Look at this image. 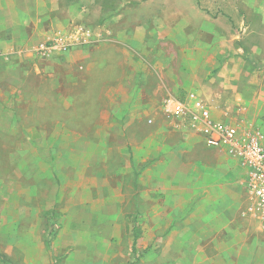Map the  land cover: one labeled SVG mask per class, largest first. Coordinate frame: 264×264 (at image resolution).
I'll return each instance as SVG.
<instances>
[{
    "label": "crops",
    "instance_id": "obj_1",
    "mask_svg": "<svg viewBox=\"0 0 264 264\" xmlns=\"http://www.w3.org/2000/svg\"><path fill=\"white\" fill-rule=\"evenodd\" d=\"M69 24L54 0H0V63L27 65L35 58L41 60L33 55L36 44L53 38L60 30L69 31ZM160 28L157 26L158 37L164 38ZM250 28L245 41H237L229 26H211L209 16L195 7L187 12V44L180 51L187 67H181L179 75L175 52L166 57L157 48L152 49L157 50L154 56H149L152 50L142 52L147 61L135 57L130 63L124 62L119 73L101 72L100 87L112 83L108 80L119 87H108L100 94L120 96V101L116 105L119 109L110 110L115 112L109 114L113 119L97 127L123 128V133L119 138L109 135L108 130L96 135V140L107 145L97 153L103 158L81 162L79 157L72 163L77 175L86 173L87 180L81 185L79 178L75 181L81 206L72 212L71 235L83 234L95 240L88 250L102 245L103 252L96 253L105 255L107 261L139 264L147 253L137 248V241L143 238L140 225L154 232L157 224H177L171 237L186 243L184 264H257V255L263 258L259 264H264V217L254 208L256 200L248 186L247 169L226 148L209 146L205 136L186 119L165 112L167 98L192 105L189 94L195 93L215 120L236 126L240 132L257 129L264 135V25ZM175 29L165 34L172 43ZM135 32V39L143 42L139 37L144 29ZM96 46L84 51L88 55L74 46L65 59L76 62L83 57L88 69L91 63L104 66L108 61L96 59ZM151 61L161 64L159 71L155 66L148 70L145 64ZM127 83H135V88ZM132 90L133 101L142 109L127 104ZM0 93L6 92L0 89ZM76 103L77 110L90 106L83 99ZM133 112L142 113V119L118 122ZM144 113H150V124ZM138 125L142 134L128 135L129 127ZM134 141L141 142L133 146ZM86 142L90 143L89 139ZM113 142L120 144L121 158L116 161L117 152L110 149ZM97 164L102 166L100 170L93 168ZM124 225H128L133 239L125 251L121 242ZM176 262L170 264L181 263Z\"/></svg>",
    "mask_w": 264,
    "mask_h": 264
},
{
    "label": "rangeland",
    "instance_id": "obj_2",
    "mask_svg": "<svg viewBox=\"0 0 264 264\" xmlns=\"http://www.w3.org/2000/svg\"><path fill=\"white\" fill-rule=\"evenodd\" d=\"M54 2L72 28L59 31L69 37L71 45L48 55L33 51V55L41 60L35 58L32 64L2 60L0 63V89L6 92L0 93V264H117V261H107L105 255L96 253L103 252L102 245L88 250V245L95 240L90 241L83 234L75 235L77 238L71 235L72 212L81 206L75 181L79 178L81 185L87 180L86 173L80 171L77 175L72 163L79 157L81 162L98 157L97 153L107 145L96 140V135L108 130L109 135L119 138L123 133V128L97 127L102 121L113 119L110 115L114 111L110 110L119 109L116 105L120 101V96L100 94L107 92L108 87L117 90L119 86L108 80L107 83H112L100 87L103 81L98 80L99 75L101 72L119 73L124 70L123 63H130L135 57L147 61L148 56L142 52L155 48L162 50L166 57L175 52L176 74L179 75L181 67L185 70L187 67L180 51L187 44L185 31L189 10L198 7L201 13L209 16L211 26H229L238 36L237 41L244 42L252 25H264V11H256L264 10V0ZM157 26L163 29L160 33L164 38L158 37ZM172 27L173 30L176 28L175 43L165 38ZM142 28L144 33L139 38L143 37V42L134 37L137 36L136 29ZM88 30L91 34L84 35ZM93 45H98L94 47L97 49L94 56L99 55L97 60L106 59V65L91 63L88 69L83 57L76 62L65 59L74 46L85 53ZM153 45L156 46L152 48ZM152 51L149 56L157 54ZM145 66L149 71L154 70V66L159 71L161 64L153 65L151 61ZM127 85L135 88V83ZM131 94L127 104L141 108L140 103L133 101L134 90ZM79 99L89 101L90 106L77 110ZM144 115L150 124V113ZM131 117L141 120L142 113H129L125 119L117 120L123 123ZM139 127H129L128 135H141L143 129ZM88 139L90 143L86 142ZM140 142L134 141L133 146ZM110 147L117 152L115 161L121 158L120 144L113 142ZM101 167L93 166L95 170ZM109 171L112 172V168ZM140 226L145 233L142 232L143 238L137 241V248L139 252L146 250L147 253L140 257L139 264L187 262L186 243L171 237L177 224H157L153 233L147 225ZM123 230L121 242L125 251L131 247L133 239L128 225H124ZM154 235L157 237L153 238ZM256 257L257 264L263 262L262 256Z\"/></svg>",
    "mask_w": 264,
    "mask_h": 264
},
{
    "label": "built area",
    "instance_id": "obj_3",
    "mask_svg": "<svg viewBox=\"0 0 264 264\" xmlns=\"http://www.w3.org/2000/svg\"><path fill=\"white\" fill-rule=\"evenodd\" d=\"M90 31L84 35L89 36ZM71 45L68 36L56 34L48 41H41L33 48L39 55H48L56 50H65ZM192 105L171 98L165 103V112L172 117L187 120L190 126L199 129L205 136L209 146L224 147L228 153L240 159L247 169L248 186L255 197L256 211L264 217V135L257 129H247L242 132L233 125L215 120L209 108L197 97L190 93Z\"/></svg>",
    "mask_w": 264,
    "mask_h": 264
},
{
    "label": "trees",
    "instance_id": "obj_4",
    "mask_svg": "<svg viewBox=\"0 0 264 264\" xmlns=\"http://www.w3.org/2000/svg\"><path fill=\"white\" fill-rule=\"evenodd\" d=\"M110 1V0H107V2Z\"/></svg>",
    "mask_w": 264,
    "mask_h": 264
}]
</instances>
